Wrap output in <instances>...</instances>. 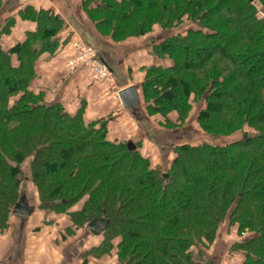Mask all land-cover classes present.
<instances>
[{
    "label": "trees",
    "instance_id": "trees-1",
    "mask_svg": "<svg viewBox=\"0 0 264 264\" xmlns=\"http://www.w3.org/2000/svg\"><path fill=\"white\" fill-rule=\"evenodd\" d=\"M5 7L0 0V15ZM85 8L114 41L155 24L169 34L152 49L170 64L144 68L146 114H161L174 130L196 103L206 139L176 143L163 171L138 143L109 140L106 119L86 123L82 109L46 103L29 85L39 56L60 45L64 22L51 10L20 9L35 25L23 41L5 49L15 17L0 23V230L32 184L39 208L66 214L71 234L108 221L84 261L115 249L117 264H206L203 249L228 222L242 237L230 246L241 264H264V0H86ZM185 21L184 32H171Z\"/></svg>",
    "mask_w": 264,
    "mask_h": 264
},
{
    "label": "crops",
    "instance_id": "crops-1",
    "mask_svg": "<svg viewBox=\"0 0 264 264\" xmlns=\"http://www.w3.org/2000/svg\"><path fill=\"white\" fill-rule=\"evenodd\" d=\"M5 10L0 15L2 24L8 16L15 17V25L10 34L4 35L1 44L8 49L16 42L25 38L27 31H33L32 22L22 20L17 12L27 6L36 10H51L63 20L64 26L58 34L60 45L53 54L43 53L35 62V77L29 89L41 93L46 103H59L69 114H75L82 109L83 120L88 123L98 119L107 121V138L111 141H132L138 143V151L150 160L152 166H158L165 161L168 168L174 154L172 147L178 140L185 139L191 134L185 125L166 129L158 121L162 116L147 115L142 97L141 83L145 77L144 68L153 64L167 66L169 61H162L153 54V44L164 40L169 34L160 27L153 29L144 36L129 37L122 41H114L110 36L103 35L97 28L85 8L86 0H3ZM78 39L93 46L102 63L112 73L114 82L93 83L86 76L84 68L71 72L66 68V51L70 40ZM129 85L138 89L140 98V114L133 115L121 104L116 93ZM169 119L176 123L177 113H170ZM196 116L192 120L194 121ZM191 122V124L193 123ZM194 131L196 124H192ZM168 133L164 145V133ZM160 137V138H159ZM180 142V141H179ZM29 196V199H28ZM30 209L27 217L13 213L9 219V227L0 230V264H117L116 250L99 259L88 257L84 261V254L101 242V236H93L85 230H77L70 236L66 229L71 222L66 214L46 213L39 208L38 194L32 184L27 185L26 202ZM82 201L75 204L71 211L78 210ZM235 237L230 238L220 227L217 237L205 250L206 263L211 264H241L243 256L240 252L230 251L232 243L240 238L234 229ZM234 236V235H232ZM229 241H232L228 244Z\"/></svg>",
    "mask_w": 264,
    "mask_h": 264
},
{
    "label": "built area",
    "instance_id": "built-area-1",
    "mask_svg": "<svg viewBox=\"0 0 264 264\" xmlns=\"http://www.w3.org/2000/svg\"><path fill=\"white\" fill-rule=\"evenodd\" d=\"M66 68L74 72L84 68L86 76L93 83L114 82L109 68L100 61L97 51L93 46L87 45L81 40L74 39L68 43L66 51ZM118 92L116 93L117 96Z\"/></svg>",
    "mask_w": 264,
    "mask_h": 264
},
{
    "label": "rangeland",
    "instance_id": "rangeland-1",
    "mask_svg": "<svg viewBox=\"0 0 264 264\" xmlns=\"http://www.w3.org/2000/svg\"><path fill=\"white\" fill-rule=\"evenodd\" d=\"M257 6H258V8L260 9V7H261V5H259V3H257ZM259 14H260V16H264V10H261L260 12H259ZM189 25V23H188V21H185V22H183L181 25H179V26H177V28H175V29H173L171 32L172 33H174V32H184L185 31V29H186V27ZM157 27H160V25H157V24H155V25H153L152 26V29H151V31L153 30V29H155V28H157ZM161 28V27H160ZM162 29V28H161ZM150 31V32H151ZM107 34V33H106ZM148 34V33H147ZM108 36H110L109 34H107ZM127 38H129V37H126V38H124V39H127ZM123 39V40H124ZM122 41V40H121ZM191 99H192V97H191ZM194 103H195V101H193ZM197 102V101H196ZM193 103V104H194ZM139 106H140V104H139ZM197 110H198V104H194L193 105V107H192V109L190 110V112H189V115H191V118L189 119V121L192 119H194V117L196 116V113H197ZM140 111H141V109H140ZM172 114H174V113H176L175 111H173V112H171ZM154 115H157V116H159V114L157 113V114H154ZM189 115H188V117H187V119L189 118ZM162 115L160 114V117H161ZM162 119H163V121H158V123L159 124H161V125H163V127H165L166 129H170V128H168L166 125H165V118L162 116ZM190 121L188 124H190V126H188L189 128H190V130L192 131L191 132V134H190V136H189V138L186 140H184V139H181V140H178L177 142H182V141H189L190 143H193V144H195V143H201L204 139H206V136L204 135V133L202 132V130L200 129V127L198 126V125H196L195 126V128H197V130L198 131H194V129H193V125L192 124H196V123H194L193 121ZM195 121V120H194ZM191 122H193L192 124H191ZM184 126V125H183ZM249 133H253V131H252V129H249V128H247L246 129ZM168 133H170V132H167V133H164V135H161L162 137L160 138V139H162V142L164 143V145L165 146H167V144H169V142L167 141V138L169 137V135H168ZM240 136V134L239 133H237V134H234L232 137H229L228 139L226 138H223V139H220V140H218V142H220V143H226V142H228V141H230V140H234L235 138H237V137H239ZM163 162V165H162V163H160V165H158V166H154V167H156V168H159V169H161V170H166V168H165V166H164V164H165V161H162ZM28 199H29V196H28ZM26 203H28V201L26 202ZM221 227H223L224 228V230H226V232H227V234L226 235H228V236H230L229 237V240H231L230 238H236L235 237V233H234V229L236 228V226H230L229 225V223L228 222H225V223H223L222 225H221ZM236 230H237V228H236ZM66 233V235H68V236H70V235H72L71 233H70V231L68 232V231H66L65 232ZM246 235L245 236H248L249 234H247V232L245 233ZM232 235H234V236H232ZM239 236V235H238ZM238 239H235V240H241V236H240V238L239 237H237ZM232 241H229L228 242V244H230ZM233 244V243H232ZM206 249L204 248L203 249V252H204V254H205V251Z\"/></svg>",
    "mask_w": 264,
    "mask_h": 264
},
{
    "label": "water",
    "instance_id": "water-1",
    "mask_svg": "<svg viewBox=\"0 0 264 264\" xmlns=\"http://www.w3.org/2000/svg\"><path fill=\"white\" fill-rule=\"evenodd\" d=\"M254 2L255 0H248ZM118 97L125 109L131 112L133 115L138 116L140 114V98L138 89L134 85H129L118 91ZM127 145L130 149H135V144L132 141H128ZM14 213L27 217L30 215V209L27 206L25 200H21L15 207ZM108 221L106 219H95L87 223L86 230L93 236H99L107 227ZM211 264V263H206Z\"/></svg>",
    "mask_w": 264,
    "mask_h": 264
}]
</instances>
